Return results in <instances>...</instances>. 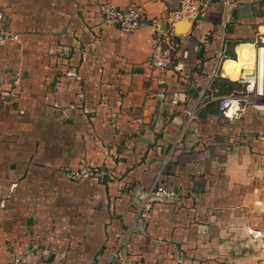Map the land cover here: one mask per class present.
<instances>
[{
	"label": "crops",
	"instance_id": "0c3cea01",
	"mask_svg": "<svg viewBox=\"0 0 264 264\" xmlns=\"http://www.w3.org/2000/svg\"><path fill=\"white\" fill-rule=\"evenodd\" d=\"M101 2L137 4L142 25L104 24ZM178 4L0 0V264H257L230 224L264 235V111L219 100L264 0H210L168 28ZM156 29L170 34L163 70L148 65ZM82 164L97 176H66ZM154 183L180 196L143 219Z\"/></svg>",
	"mask_w": 264,
	"mask_h": 264
},
{
	"label": "built area",
	"instance_id": "2783aa9c",
	"mask_svg": "<svg viewBox=\"0 0 264 264\" xmlns=\"http://www.w3.org/2000/svg\"><path fill=\"white\" fill-rule=\"evenodd\" d=\"M210 0H179L178 8L171 10L166 14V21L168 28H172L177 21H188L190 24L195 23L200 16L203 15L205 9L208 7ZM99 17L104 24L117 27L119 30L130 33L137 30L144 19V14L135 3H130L126 7H118L110 3L101 2L97 6ZM10 36L7 30L6 14L3 9H0V51L6 39ZM170 34L161 32L159 29L155 30V37L152 44L151 53L148 57V65L152 69L163 70L169 64V57L165 52V43L170 39ZM256 48L263 50V67L261 80L257 73V68L254 66L252 72L243 75L240 82L247 83L248 89L246 92L251 95L252 103L264 111V31L260 33ZM240 93L239 95L229 94L223 96L219 100V109L224 112L234 104L238 105L240 101L245 102V97ZM250 101V102H251ZM260 101L259 103H256ZM190 114V112H189ZM66 176L71 180L91 179L97 176V168L82 164L78 168L69 169ZM140 197L142 199L140 206V217L148 219L150 211L156 203H168L177 200L180 196L179 192L166 187L161 183H154L146 190H140ZM11 264H28L22 260L18 255L13 256Z\"/></svg>",
	"mask_w": 264,
	"mask_h": 264
},
{
	"label": "rangeland",
	"instance_id": "374dc122",
	"mask_svg": "<svg viewBox=\"0 0 264 264\" xmlns=\"http://www.w3.org/2000/svg\"><path fill=\"white\" fill-rule=\"evenodd\" d=\"M253 66L255 65H247V72H252L253 70ZM226 80H230L232 81V83L227 82L226 83V90L228 89L227 92L230 91L231 94L233 95H239L240 92L239 91H243V93L241 95L245 96L247 95V97H245V102L247 103H252V97L250 94H248L247 89L248 84L247 83H242L238 80H240L239 77H237V80H231V79H226ZM239 92V93H238ZM251 101V102H250ZM244 100L240 101L239 103H245ZM260 101L256 102L259 103ZM253 104V103H252ZM250 224H230V226L232 228H236L240 231H238L237 235L235 238H232L231 240L236 241L239 245V249H242V254H244V251H251L253 254H255V260L257 264H264V235H259L258 233L254 232L251 233L252 230L250 231L248 226ZM234 229L231 230V232ZM250 232V234H249ZM235 234H233L234 236ZM229 248V247H228ZM232 249V247H231Z\"/></svg>",
	"mask_w": 264,
	"mask_h": 264
},
{
	"label": "bare ground",
	"instance_id": "6f19581e",
	"mask_svg": "<svg viewBox=\"0 0 264 264\" xmlns=\"http://www.w3.org/2000/svg\"><path fill=\"white\" fill-rule=\"evenodd\" d=\"M262 30H264V28H262ZM237 54L236 59L226 60L223 63L222 75L230 78H236L240 75L239 78H241L243 75L245 76L249 73L246 71V66L253 64L257 68L259 80H261L263 50L261 48H256L251 43H239L237 45Z\"/></svg>",
	"mask_w": 264,
	"mask_h": 264
}]
</instances>
